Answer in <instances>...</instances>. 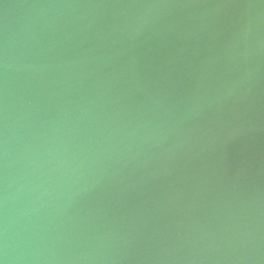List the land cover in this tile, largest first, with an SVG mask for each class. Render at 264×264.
I'll use <instances>...</instances> for the list:
<instances>
[{
	"label": "water",
	"instance_id": "obj_1",
	"mask_svg": "<svg viewBox=\"0 0 264 264\" xmlns=\"http://www.w3.org/2000/svg\"><path fill=\"white\" fill-rule=\"evenodd\" d=\"M0 264H264V0H0Z\"/></svg>",
	"mask_w": 264,
	"mask_h": 264
}]
</instances>
